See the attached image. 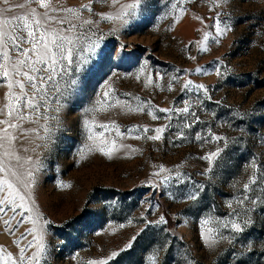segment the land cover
Returning a JSON list of instances; mask_svg holds the SVG:
<instances>
[{
    "label": "rangeland",
    "instance_id": "rangeland-1",
    "mask_svg": "<svg viewBox=\"0 0 264 264\" xmlns=\"http://www.w3.org/2000/svg\"><path fill=\"white\" fill-rule=\"evenodd\" d=\"M67 3L79 5L88 0ZM176 3L144 0L127 25L102 21L95 27L99 48L88 64L90 71L74 77L69 73L65 80L74 78L77 83L59 101L57 94L50 93L53 99L48 115L59 121L58 125L56 120L49 121L53 125L51 139L26 142L21 138L18 143V147L42 145L26 153L39 162L30 192L49 221L41 264H86L88 260L151 264L149 257H154L156 264H264V206L259 201L255 205L237 203L252 174L248 162L255 157L264 164V0H217L219 6L213 0H184L181 13L172 7ZM93 7L97 12L115 10L109 4ZM217 13L230 30L213 39ZM205 32L210 36L206 51H201L197 42ZM197 68L208 71L196 72ZM149 76L153 83L146 86ZM187 80L203 85L207 96L203 89L182 91ZM106 83L118 99L132 107L150 101L151 111L160 117L153 120L147 107L144 111L117 107L95 114L97 121H114L121 132L130 127L163 126L169 123L164 119L168 115L173 116L175 125L182 115L158 110L182 108L190 97L202 101L190 108L200 121L183 129L185 139H175L173 134H179L180 129L174 127L158 141L133 138L138 133L125 136L118 142L137 151L121 149L111 159L99 151L86 152L90 141L83 121L92 118L90 109L102 97ZM6 90L0 88V96ZM197 132L205 139L215 134L224 140L205 143L195 139ZM111 135L115 137V132ZM217 147L223 151L212 170L199 175L208 168V162L200 157ZM161 165L172 170L173 177L178 170L191 180L178 184L173 178L162 183L165 173L153 175ZM193 183L203 186L195 201L186 198ZM65 184L69 187L62 186ZM245 209L250 210L246 215ZM10 216L0 219V247L15 255L18 248L13 241L30 225L15 227L13 220L14 234H10L3 223ZM161 216L165 223H156ZM249 218L243 233L219 227L231 220L243 226ZM202 219H210L209 227L218 228L213 244L202 239Z\"/></svg>",
    "mask_w": 264,
    "mask_h": 264
},
{
    "label": "snow or ice",
    "instance_id": "snow-or-ice-1",
    "mask_svg": "<svg viewBox=\"0 0 264 264\" xmlns=\"http://www.w3.org/2000/svg\"><path fill=\"white\" fill-rule=\"evenodd\" d=\"M183 2L184 0H177V3L172 7L181 13L184 10ZM220 2H226V0H220ZM213 3L215 6H219L217 0H213ZM95 4H109L115 10L113 12H97L93 7ZM143 4L144 0H127V2L88 0V3L79 5H69L67 0H0V88L7 89L0 96V219L3 215L11 213L9 219L3 220L5 228L10 234H14L13 220H16L15 227L24 223L30 225L18 239L13 241L18 248L17 254L13 255L5 248L0 247V264H41L47 249L45 236L49 221L41 215L30 192L34 183L33 170L39 166V162L26 155L28 152H35L42 145L18 147V143L21 138L26 142L35 140L47 142L51 139L53 125L49 121L56 120L57 125L59 121L57 117L48 115L49 102L53 99L50 93L57 94L56 100L59 101L60 97L66 95L68 89L77 83L74 78L65 80L69 73L74 77L77 73L85 72L86 74L87 71H90L88 64L97 54L99 48V38L93 29L102 21L119 23L121 26L127 25L129 19L137 16ZM85 12L89 14L88 17L84 16ZM93 17H98V19H93ZM176 18L178 19L179 15ZM212 27L215 28L213 39L221 36L226 30H230L220 19L219 13H217ZM209 36L210 33L205 32L203 39L197 42L201 51H206L205 44ZM192 58L194 59V57ZM215 70L217 75H220L219 65L215 66ZM195 71L206 73L208 69L197 68ZM152 83L149 76L146 86ZM169 88H171L170 84ZM202 89L207 96V89H204L203 85H193L191 80H187L181 90L199 92ZM133 99L140 100L139 97ZM193 103H202V101L198 97L195 99L190 97L183 101L182 108H160L158 110L162 113L182 115L183 119L175 125L172 123L173 116L168 115L164 119H167L169 123L163 126L154 129L130 127L125 132H121L114 121H97L95 114L117 107L127 111H144L147 107L150 109L148 114L153 120L160 117L151 111L150 101L147 104L139 102L136 107H132L128 101L118 99L110 85L106 83L102 97L90 109L93 114L92 118L83 121L87 140L90 141L86 152L99 151L111 159L121 149L137 151L129 145L118 142L125 136L138 133L133 138L143 137L151 141H158L164 138L165 131L174 127L180 129L179 134H173L175 139H185L183 129L191 128L193 124L200 121L195 112H190ZM189 118L191 119L189 120ZM41 120L44 121L43 124L40 123ZM26 124L35 125V127H25ZM97 128L102 131H96ZM41 130L44 135H41ZM113 131L115 137L111 135ZM150 131L154 134L148 135ZM195 139L207 143L209 139L219 142L224 140V137L210 134L209 139H205L197 132ZM222 151L223 149L217 147L215 151L200 157L208 162V168L199 175H205L212 170ZM84 155L85 153L82 152V158ZM179 167L178 165L177 169ZM247 167L252 169V174L243 184L244 194L237 198V203L240 206H243L245 202L255 205L259 201L261 206H264V164H260L253 157ZM171 172L172 170L161 165L153 175L160 176L165 173L162 183H168L173 178L178 184H185L186 181L191 180L190 176L182 175L178 170L175 171L174 177L170 175ZM62 186L69 187L66 184ZM257 189L260 191L258 192ZM201 191H203V186L193 183L192 190L187 193L186 198L195 201ZM253 196L256 199H253ZM248 211L250 210L245 209L243 214L246 215ZM233 215H241V213L234 212ZM156 223H165L164 217L161 216ZM200 223L202 239L208 244L215 243L218 228L209 227L213 221L202 219ZM249 223L250 218L244 221L243 226L236 220H231L220 223L219 227H230L235 233H243ZM28 236L32 237L31 240H27ZM132 239L135 240V237ZM22 240H27V243L21 245ZM29 249H33L30 254H28ZM115 255L116 253L112 254L113 257ZM149 260L151 264H156L154 257H149ZM86 264H106V262L104 260H88Z\"/></svg>",
    "mask_w": 264,
    "mask_h": 264
}]
</instances>
